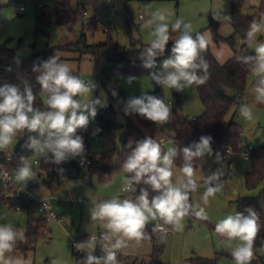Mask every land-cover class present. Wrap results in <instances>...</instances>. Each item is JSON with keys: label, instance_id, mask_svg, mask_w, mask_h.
<instances>
[{"label": "clouds", "instance_id": "1", "mask_svg": "<svg viewBox=\"0 0 264 264\" xmlns=\"http://www.w3.org/2000/svg\"><path fill=\"white\" fill-rule=\"evenodd\" d=\"M147 9L141 16V28L150 29L152 39L149 46L139 52L143 67L157 69V57L163 56L168 42L173 41L170 55L160 62L157 71L149 73L151 80L177 92L190 89L193 85H204L210 78V65L204 57L212 43L210 34L196 31L193 24L186 22L183 17L171 23L170 28L163 11H153L151 5ZM213 19L223 23L230 22L232 17L214 13ZM170 30L178 33L175 39H171ZM258 34H264V21L253 19L246 34L249 46ZM236 59L248 65L256 77L252 89L254 101L264 104V42L256 44L254 55H239ZM14 60L20 63L19 59ZM32 71L38 73L35 80L46 96V108L42 110L34 106L36 95L27 78L20 77L19 83L5 82L0 85V151L8 149L18 135L26 134L24 147L32 150L33 155L45 163L60 165L70 158H83L84 139L77 131L86 130L96 118L98 109L107 107L106 95L102 91L99 97L92 98L96 83L74 75L70 67L60 62L56 55L34 63ZM136 79L135 76H129L127 83L131 84ZM112 95L116 96L117 92L112 91ZM123 111L125 115L136 114L157 125L170 123L172 117L171 108L164 99L146 92L140 97L129 98ZM239 112L245 120L254 118L252 106L247 103L240 106ZM211 143L212 137L203 135L198 142L186 147H169L167 151H162L161 143L150 136L135 141L134 146L130 141L122 165L128 175L123 180L121 192L138 191L139 194L134 199L115 196L92 204L89 209L91 222L98 224L102 232L99 240L91 236L75 244L77 251L86 254L77 264H120L117 259L119 251L127 249L132 243L139 245L142 241L151 240V235L146 231L149 221H157L151 233L158 235L161 240L169 231L167 225L173 231H182L185 217L194 216L207 221L209 217L205 207L190 202V194L198 189L194 178L197 167L205 157L213 156ZM178 155H182L183 164L181 175L174 183L173 168ZM214 162L221 166L203 177L206 187L201 199L204 205L209 203L210 197L224 189L221 179L223 158L220 152L215 153ZM36 176L37 172L30 160L21 156L15 173L19 191H25L28 182L35 180ZM9 179L7 171L0 172V180ZM140 185L147 187L138 188ZM149 189L156 193L151 199ZM260 227L259 213L247 207L243 212L227 214L215 224L214 230L221 238L239 241L230 252L235 264H251L253 243ZM25 242L23 230L11 223L0 224V264H31L30 259L15 254L18 245ZM97 246L102 255L94 254ZM53 264L57 262L53 261Z\"/></svg>", "mask_w": 264, "mask_h": 264}, {"label": "rangeland", "instance_id": "2", "mask_svg": "<svg viewBox=\"0 0 264 264\" xmlns=\"http://www.w3.org/2000/svg\"><path fill=\"white\" fill-rule=\"evenodd\" d=\"M231 1L124 0L118 3L115 1L117 7L111 24L112 37L117 44L118 50L121 52L132 48V41H138L145 46H149L152 39L150 35L151 30L141 28L143 24L141 16L148 10V5H151V10L160 9L166 14L170 28L171 23H174L177 18L183 17L186 22L190 21L193 24L196 31L210 34L208 26L210 19L213 18V14L230 15ZM233 1L241 3L242 11L246 15L258 14V9L262 2V0ZM38 4H42V2L40 0H3V2H0V44L6 43L10 49L17 50L22 57L30 58L34 53L42 52L47 47L56 48L75 43L83 31L87 35L88 45L90 46L106 41V33L97 28L98 31L96 33L90 34L83 29L82 24L76 26L75 32H70L66 27L53 26L48 30L46 35H36L35 21L36 17L40 14ZM18 6H24L26 11L23 13L18 12ZM112 7V2L95 0V3L87 5L84 11H87L91 17L99 16L103 18L108 15V11ZM127 20L129 21L128 26L126 25ZM262 21H264V16L260 19V22ZM219 34L223 38H229L233 35V29L228 25L221 26ZM263 39L264 34L257 35L256 40L251 44L253 52L257 43L264 42ZM211 41L210 47L212 53L220 64H224L232 58L234 52L228 44H216L212 40V37ZM240 45L239 43L236 46V50H239ZM56 54L60 58V62L66 63L70 67L72 73L77 74L78 77L85 81L92 80L96 83L97 89L93 91L92 98L99 97L103 91L108 100V92L116 91L117 95H112L111 98V104L115 106V99L118 98L120 93H124L128 98L140 97L145 92L147 94L159 93L160 98L164 99L172 112L171 122L161 125L167 140L164 148L165 151L169 147H173V139L177 135L178 122L184 119H196L204 114V107L196 85L183 91V106L180 108L173 99L172 89L155 84L148 76L118 74L113 77L115 81L109 79L103 83L100 73L108 65L103 56L94 57L91 54L68 51H57ZM168 56H161L160 62ZM129 76H135L137 79L128 84L127 78ZM255 80V76L250 78L246 97L242 101V105L247 103L252 106L254 118L250 121L245 120L240 115L239 110L235 117V121L241 126L243 137V144L239 150L252 146L257 151L264 147V104H257L254 101L252 89ZM101 109H98V113ZM97 116L93 120L94 128ZM116 119L119 128L112 134L103 136V140L96 136L95 129L93 128L90 150L93 155L97 157L106 155V157H110L113 160L117 159L122 151L121 137L126 131L127 124L130 122L140 126L143 132L147 134V129L143 125L141 118H136L132 115L128 116L123 111H117ZM84 131H89V128ZM21 136L18 135L14 139L13 144L8 149L0 151V153L6 156L12 155ZM244 139H247V142H244ZM228 159L226 163H230V169L226 174L223 173L221 178L224 183V189L216 196L210 197L207 205H204L201 199L206 187L203 177L210 175L221 165L214 162L215 155L213 154L212 157H205L203 163L197 167L194 178L197 181L198 189L196 192L190 194V198L193 203H200L201 206L205 207L209 219L204 221L192 216L185 217L183 220V230L173 231L174 234L171 238H164L163 252L158 258L157 264H183L184 261L191 262L197 259L216 260L217 258L218 264H235L230 252L239 241H228L218 236L214 230L215 224L227 214H235L237 212V200L239 198L259 196L264 190V181L255 189H247L245 186V174L251 171L252 162L244 160L239 153L232 154ZM180 168L174 163V175L172 177L174 183L181 175ZM125 177L126 174L124 172L117 173L112 181L105 185L101 184L97 178H90L87 175L77 180H70L66 176H63L62 184L57 190V198L76 199L73 197L84 190V194L81 196L84 205L60 203L63 213L56 211L67 219L68 223L65 225V228L56 223H50L48 231L44 236L37 240H26L25 243L19 244L15 250V254L21 255L25 259H30L31 264H53V261H56L57 264H75L73 258L74 248L71 240L84 239L91 236H95L98 239V232H95L98 224L91 222L89 211L82 213V207L88 204V201H90L88 197L91 194L95 195L93 201L96 203L115 196L121 198V188ZM32 185L36 189L37 187L42 188V180L36 176L35 180L32 181ZM1 189L0 187V191ZM72 193L76 195L71 196ZM36 195L39 196L38 193ZM5 207V204L0 202V208L4 210ZM262 207L264 211V200L262 201ZM32 215L35 216L34 214ZM28 218L27 211L21 214L4 212L0 216V224L11 223L25 233ZM149 223L154 224L155 221H149ZM87 228L91 229V231H88ZM78 229H80L79 233L77 232ZM152 252V244L144 241L139 245L132 243L127 248V251H119L121 254L134 257L151 256ZM257 257L258 253L254 252L253 258L256 259Z\"/></svg>", "mask_w": 264, "mask_h": 264}, {"label": "trees", "instance_id": "3", "mask_svg": "<svg viewBox=\"0 0 264 264\" xmlns=\"http://www.w3.org/2000/svg\"><path fill=\"white\" fill-rule=\"evenodd\" d=\"M114 1H117L118 3L124 0ZM92 3H95V0H49L40 8V14L36 17V35H46L48 30L53 26L66 27L70 32H75L78 24H82L83 29L88 33H96L99 28L95 20L83 19V12L86 6L91 5ZM230 16L232 17L231 21H225L223 23L211 18L208 30L210 31L212 40L216 44H228L232 48L234 54L226 63L220 64L213 55L210 46L208 51L204 53V57L210 65V78L204 85L196 86L201 103L204 107V114L196 119H184L178 122L177 135L173 139V147H186L193 142H198L199 138L203 135H210L212 137L211 147L214 155L216 152L223 154L227 149H232L233 151L238 152L243 144L242 129L240 124L235 121V117L242 105L243 99L246 97L250 78L254 75L250 72L249 66L237 61L236 57L239 55H254L251 46H249L247 42L246 34L252 20L255 19L257 22H260L261 17L264 16V0H262L258 9V14L256 15L244 14L241 3L232 0ZM126 25H129L128 20L126 21ZM224 25H228L233 29V35L229 38H223L219 34L220 27ZM106 35L107 39L105 42L90 46L88 45L87 35L83 31L80 38L75 43L56 48L47 47L42 52L34 53L30 58L22 57L17 50L10 49L6 43L0 44V85L5 82L19 83L20 77L27 78L32 83L33 91L36 95L34 106L43 110L46 108V96L41 91L39 84L36 83L35 77L38 73L32 71V66L34 63L46 60L52 55L57 56V51L79 52L81 54H91L94 57L103 56L108 64L100 73V78L103 83L109 79L112 80V78L118 74L150 77L149 73L151 71L158 70L161 57H157V69H146L143 67V63L139 58V52L147 46L143 45L141 42L132 41V48L121 52L118 50L117 44L112 37V29H110ZM177 36L178 33H173L170 30L171 39H175ZM172 43L173 41L171 40L168 42L164 55H170ZM239 43L241 44L240 48L239 50H236V46ZM14 58L19 59L20 63L17 64ZM149 95L160 97L159 93ZM172 96L177 105L182 108L184 97L183 92H177L172 89ZM111 98L112 92L109 91L107 107L102 108L97 116L95 125L97 137L112 134L119 128L116 119L117 111H123L124 104L129 99L124 93H120L118 98L115 99L116 105L114 106L111 104ZM132 116L143 120L142 123L147 129V134L143 132L140 126L130 122L127 124L126 131L121 137L122 151L119 157L113 160L110 157L102 156L98 160L93 161L86 171H82L79 168L78 160L80 157L70 158L60 165L45 163L42 159L33 155L32 150L24 147L27 140L26 134H22L21 139L14 149L11 161L6 162V156L1 155L0 163H3L7 168L16 173V168L19 166L21 156L27 157L30 162L34 163L36 161L38 163V166L36 167L38 178L49 188L53 187L54 191H57L62 184L63 176H66L70 180H77L87 175L90 178H97L101 184H109L117 173L124 172L122 165L126 158V154L129 151L127 145L130 141L133 142L134 146L135 141L148 136L157 141L160 139H166L161 125H157L136 114H133ZM97 129H99L98 132L96 131ZM91 133L90 130L77 131V134L84 139L85 152L91 150ZM162 151H165V149L162 148ZM228 160L229 159L223 162L222 171L224 174L230 169V163H226ZM249 161L252 162V169L245 174V186L247 189L251 190L255 189L262 181H264V147L257 151L253 150ZM174 163L181 167L183 164L182 155H178L175 158ZM60 169H63V171L61 172ZM125 174L126 176L128 175L127 173ZM139 187L147 186L140 185L138 188ZM149 192V199H151V196L156 193L151 192L150 189ZM138 194V191L136 193H130L129 197L134 199L135 195ZM263 200L264 190L257 197H242L237 200V212H243L245 208L252 207L260 216L261 227L253 243V250L258 253V257L256 259L253 258L251 264H264ZM190 202H192L191 198ZM28 217L27 230L25 233L26 240H37L44 236L48 231V223L29 213ZM155 223H148L146 231L152 238L150 241L145 240L144 242H150L152 244L153 252L150 258L157 262L163 252L164 239L161 240L158 235L151 233V229ZM167 226L171 227L170 225ZM99 238L100 234L98 235V240ZM94 254L97 256L103 254L100 251L99 246H97ZM85 255L86 254L78 255L74 250L73 258L75 264H77V261L83 259ZM191 264H218V258L216 260L197 259L191 261Z\"/></svg>", "mask_w": 264, "mask_h": 264}, {"label": "built area", "instance_id": "4", "mask_svg": "<svg viewBox=\"0 0 264 264\" xmlns=\"http://www.w3.org/2000/svg\"><path fill=\"white\" fill-rule=\"evenodd\" d=\"M42 4H38V7H43L49 0H40ZM108 2L113 3V7L111 10L108 11V15L106 17H91L89 16V13L87 11L83 12V19H94L99 30H101L104 33H108L111 29L112 21L115 17V11L117 7V3L114 0H107ZM17 11L20 13H23L26 11L24 6H18ZM112 81H115L114 78H112ZM97 89V88H96ZM95 89V90H96ZM90 132H92L94 128V122L93 120L90 122L89 126ZM95 129V128H94ZM102 140L104 137H100ZM158 142L161 143V148H165L167 144L166 139H160ZM252 146L244 147L243 150H239L238 152L233 151L232 149H227L223 154H221L223 158V162L230 158V156L234 153H239L240 156L246 160H250L251 153L253 151ZM1 155H4L0 153ZM6 156V155H5ZM12 158V155L6 156V162H10ZM100 157H97L91 153V151L85 152L83 158L80 157L78 160L79 168L82 171L88 170V168L91 166L93 161L98 160ZM35 166H38V163L34 162ZM7 171L10 179L8 181L0 180V187L2 188L0 191V202L5 204V209L0 208V216L5 213H13V214H21L25 211L35 213V215L47 222L50 223H56L62 227L65 228V225L68 223L67 219L59 214L55 208L54 205L64 203V204H82V199H59L56 197H47V198H41L36 195V188L32 185V181H29L26 187L25 191H19V185L15 182V173L7 168L3 163H0V172ZM130 193H122L121 192V199H123L125 196L129 197ZM130 198V197H129ZM157 223V221H155ZM169 231L167 232L166 237L171 238L174 234L171 227L166 226ZM89 239L88 237L84 239H72V246L78 255H84V252L77 251L75 248V244L84 240ZM254 253V250H253ZM117 259L120 261V263H128L131 264V260L134 261L135 264H157L154 260L151 258H143V257H134L130 255H124L121 253H117ZM131 262V263H130ZM184 264H191V262H184Z\"/></svg>", "mask_w": 264, "mask_h": 264}, {"label": "crops", "instance_id": "5", "mask_svg": "<svg viewBox=\"0 0 264 264\" xmlns=\"http://www.w3.org/2000/svg\"><path fill=\"white\" fill-rule=\"evenodd\" d=\"M264 40V39H263ZM245 99V98H244ZM245 140V139H244ZM247 140V139H246ZM247 142V141H246ZM91 149V148H90ZM102 156H106V155H101V156H99L100 158L102 157ZM33 163V162H32ZM36 167L37 166H35V164L33 163V169H34V171H36ZM42 188L41 187H37V189H36V192L38 193V195H39V197H41V198H47V197H56L57 198V195H58V192L57 191H54L53 190V187L52 188H49L47 185H45V184H43V182H42ZM36 193V194H37ZM83 194H84V190H82V192H80V194L78 193V195L77 196H75L76 194H74V193H72L71 194V196H75V197H73V198H76V199H82V197L81 196H83ZM68 195V194H67ZM95 197V195L94 194H91L88 198L90 199V201H88V204H86V206H83L82 207V213H84V212H86V211H89V209L91 208V206H92V204H94V203H96V202H94L93 201V198ZM93 201V202H92ZM80 205H84V201H83V199H82V204H80ZM54 208H55V210H57L59 213L61 212V213H63V209H62V206H61V204H57V205H54ZM29 214H34L35 215V213H33V211H31V212H28ZM33 216V215H32ZM34 217H36L37 218V216L35 215ZM48 226H49V224H48ZM27 230V229H26ZM87 230L88 231H91V229H89V228H87ZM86 230V231H87ZM77 232L79 233L80 232V229H78L77 230ZM95 232H98V235L99 234H101V232H102V229L97 225V228L95 229ZM25 233H26V231H25ZM82 239V238H81ZM98 240V239H97ZM152 248H153V246H152ZM123 251H127V249H124ZM140 257H143V258H150V256H140ZM132 258H134V256H132ZM131 262L133 263L134 261H132L131 260ZM130 262V263H131ZM184 262H188V261H184ZM184 262H183V264H184Z\"/></svg>", "mask_w": 264, "mask_h": 264}, {"label": "water", "instance_id": "6", "mask_svg": "<svg viewBox=\"0 0 264 264\" xmlns=\"http://www.w3.org/2000/svg\"><path fill=\"white\" fill-rule=\"evenodd\" d=\"M247 140L245 139L244 142H246Z\"/></svg>", "mask_w": 264, "mask_h": 264}]
</instances>
